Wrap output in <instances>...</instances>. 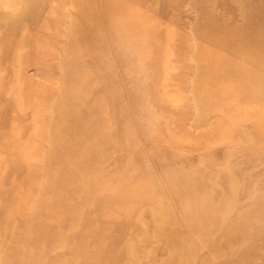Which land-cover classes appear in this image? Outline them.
I'll return each mask as SVG.
<instances>
[{"label":"rangeland","instance_id":"rangeland-1","mask_svg":"<svg viewBox=\"0 0 264 264\" xmlns=\"http://www.w3.org/2000/svg\"><path fill=\"white\" fill-rule=\"evenodd\" d=\"M0 264H264V0H0Z\"/></svg>","mask_w":264,"mask_h":264}]
</instances>
